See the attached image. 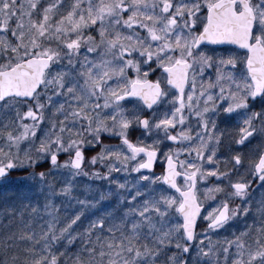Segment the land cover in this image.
<instances>
[{
  "label": "snow or ice",
  "instance_id": "6c2138e0",
  "mask_svg": "<svg viewBox=\"0 0 264 264\" xmlns=\"http://www.w3.org/2000/svg\"><path fill=\"white\" fill-rule=\"evenodd\" d=\"M208 45L246 51L242 58L228 48L209 55L202 50ZM210 70L214 79L205 83ZM0 113L12 116L0 120V185L21 172L27 189L0 196H45L44 209H52L38 233L20 236L31 244L22 255L14 244L0 245V264H69L65 257L78 244L83 251L71 264H212L213 257L220 264V254L225 264L230 257L231 264H264V225L253 235L245 223L220 252L209 239L247 221L248 176L264 188V151L257 150L247 175L240 151L264 133V0H0ZM234 116L244 117L239 139L217 123ZM131 129L146 139L133 142ZM113 138L119 144L104 142ZM61 155L68 157L63 163ZM158 161L160 175L153 171ZM85 164L106 168L90 175L117 191L73 197L82 210L61 220L48 198H68L74 178L89 175ZM121 172L138 177L131 189L127 180H113ZM210 178L216 183L200 192ZM201 196L219 201L206 215ZM236 199L241 204L232 207ZM84 209L93 211L86 217ZM198 222L206 225L199 233ZM105 231L103 243L92 239Z\"/></svg>",
  "mask_w": 264,
  "mask_h": 264
},
{
  "label": "trees",
  "instance_id": "16d2710c",
  "mask_svg": "<svg viewBox=\"0 0 264 264\" xmlns=\"http://www.w3.org/2000/svg\"><path fill=\"white\" fill-rule=\"evenodd\" d=\"M45 127H47V125H45ZM233 132V135L235 136L237 133V125L234 126ZM252 158L253 156L251 158L245 156V163L250 162ZM93 171L95 170H92V172ZM156 171H160V168H156ZM23 175H25V173L13 172L9 179L7 181H4L3 184L0 185V191H13L17 187H20L21 193L26 192L27 189L22 187V182L18 179ZM235 179L237 178L233 177V180ZM248 179L251 181V187L249 189L250 199L248 200L245 206L250 208V215L248 216L247 221L241 219L237 221L232 228H229L224 231L223 236L229 238L230 240L234 239V232L238 234L239 231L245 230L243 228V225L245 223L253 227V235L256 234V229L261 227V225H264V188L260 187L259 183H256L257 180H252L251 176H248ZM74 181V190L71 195L66 199V202L60 201V204L58 206L55 205L56 208L60 209L58 215L61 220L66 215H71L75 211L82 210L77 204L72 203L71 199H73V197H76L80 200H92L93 197L96 196V198L98 199L97 193L101 191L105 193L106 189L108 188L106 181L99 180L93 176H91L90 178H77V180ZM59 188L60 185H57L56 191L58 193ZM35 191L38 192L39 189H35ZM37 199L39 200V204L36 203ZM48 199L51 200V197H49ZM46 202L48 201L45 199V196L22 198V195L18 194L14 199L11 200L0 196V245L5 242L10 246L14 244L13 250L17 255H22L23 250L25 248L31 247V244L29 242L20 240V236L24 233H31L33 231L38 233L41 230V226L45 225L46 223L52 220V216L48 215V211H52V209L46 211L43 207ZM115 202V196L108 197V199L105 201V207L111 210L115 206ZM233 204L236 206L240 205L241 201L236 199ZM32 207H37L38 211L36 213H33ZM127 207V205L122 206L120 208V212L122 213L126 211ZM65 209H67V211H65ZM83 211H85V216L87 217V214H89L88 212L93 210L84 209ZM199 224L200 226L197 229H199L200 231L202 228L205 227V225L203 223ZM87 225L88 219H84L83 228H86ZM83 228L79 230L83 231ZM97 235L101 237L102 243L108 239L106 231L104 233H97L96 235H94L92 237L94 241L96 240ZM9 237H13L14 239L10 240ZM218 237L220 236H216V238ZM215 248L217 252H220L221 246H215ZM2 251L3 249L2 247H0V252ZM61 251H64V249H61ZM82 251L83 246L78 244L77 247L71 249L65 259L69 260V264H71L69 258L72 257L74 254ZM0 258H2V256H0ZM234 258L235 257H233L232 259ZM215 259L216 257L212 259V261H214ZM218 259L220 261V264H225V257L223 258L222 254L218 256ZM228 264H231V257L229 258Z\"/></svg>",
  "mask_w": 264,
  "mask_h": 264
},
{
  "label": "rangeland",
  "instance_id": "374dc122",
  "mask_svg": "<svg viewBox=\"0 0 264 264\" xmlns=\"http://www.w3.org/2000/svg\"><path fill=\"white\" fill-rule=\"evenodd\" d=\"M25 2H26V0H25ZM125 18H126V17H125ZM125 34H127V33H125ZM202 50L208 52L209 55L212 54V52H211L212 49H206V48H203ZM215 50H216V52H217L218 54L224 51V49H223V50L215 49ZM231 51H232L233 54L238 55V56H240L241 58L243 57V55L240 54L238 50H235V49H234V50H231ZM83 56H84V54L81 53V59H83ZM88 59H95V60H98L99 57H92V56H89ZM129 75H134V73H129ZM155 76H156V77H159V76H160L159 72H156V73H155ZM205 77H206V78H205ZM205 77H204V82L207 83L210 77H212V78L214 79V72L211 71V70L208 71V72L206 73ZM49 95H51V93H49ZM63 102H64V101H63V98H61L59 101H57V104H59V103H63ZM51 111H54V109L50 110L48 113L45 114L46 117H48L49 119H51V118H50V117H51ZM49 114H50V115H49ZM10 119H12V116H11V115H9V116H4L2 113H0V120H2L4 123H8ZM60 119H63V117H60ZM26 122H27V123H31V121H26ZM195 124H196V122H194V123L192 124V127H193V128L195 127ZM256 127H257V128L260 127V124H259L258 121L256 122ZM45 130H47V127H45ZM178 130H179V129H178ZM37 134H38V136H42V135H43V132H42V131H38ZM193 135H194V133H193ZM138 137L141 138V139H146V138L143 136L142 133H140V134L136 137V139H137ZM129 139L132 140V138H131L130 135H129ZM136 139L134 140V142L136 141ZM249 139H250L251 143H248L247 146L244 147L241 151H242L243 153L246 152V153L248 154V156H249L248 158H251V157L254 156V155L256 156V153H257V150H258V149L261 150V149L264 148V133H260V132L254 133V138H249ZM106 140H107V139H105V141H104L106 144H119V142H120L119 140H118V141H114V142H107ZM146 142L151 143V140H146ZM99 151H100V149L98 148V151H96L95 153L89 155V157H86V158H87V159H90L92 156L96 155ZM59 159H60V162L63 163L65 160L68 159V157H67L66 155H61V156L59 157ZM181 159H184V157L182 156ZM222 159H223V158H222ZM90 167H91V166H89V165H87V164H85V166H84V171L89 170V171H87V172L89 173V175L85 176V175L81 174L80 176L75 177L74 180H77V178L80 179V178H83V177H84V178H90V177H91L90 173L92 172V169H93V168H99V169H102L104 172L107 171V169H105V170H106V171H105L104 168H102L99 164H97L95 167L89 169ZM85 169H86V170H85ZM247 172H248L247 168H246V169H245V168L241 169V173H244L245 175H247ZM145 174H147V173H145ZM156 175H160V174H157V173H156ZM112 177L114 178L113 180H119L120 182H124L125 180H127V181L129 182L128 186H129L130 189L133 187V184H134V182L136 181V179H138V177L136 176L135 173H132L131 175H127V176H125V174H124L123 172H121V173H119V174H117V173H113V174H112ZM213 179H214V178H213ZM74 180H73V184H74V182H75ZM210 182H212V178H210L209 181H208V183H206V184H205V183H200V184L198 185L200 192H203L207 187H211V186H213V185L215 184V179H214V182H213V183H210ZM233 182H235V180H233ZM106 183H107V182H106ZM256 183H259V181L257 180ZM107 186H109V184H107ZM86 190H87V189H86ZM109 191H113V192L117 191V189H115V185H113L111 188L108 187V188L106 189V192H105V193H107V192H109ZM141 191H145V189H141ZM161 191H162V189L157 188V189H156V192H155V195L158 196L159 193H160ZM101 192H103V191H101ZM166 194L171 195L172 193H166ZM121 195L124 196V197H126L127 199L130 200V196L128 195L127 192H122ZM144 198L147 199L148 197L146 196V197H144ZM200 198H201V200L203 201V205H204V207H205V209H206V211H204V214H205V215L207 214V211H211L212 208L216 207V206H217V203L219 202V201H217V202H213L212 200H204V197H203V196H201ZM66 199H67V198H64V197H60V198L51 197L52 202L54 203V205H57V206L60 204V201L66 202ZM238 200H239V199H238ZM71 201H72V203L77 204L76 200L71 199ZM139 203H142V201H139V200H138V201H137V204H139ZM105 204H106V203H105ZM231 206H232V207H235L234 204H232ZM174 222H175V220H173V223H174ZM202 231H203V230L201 229L199 232H202ZM199 232H198V233H199ZM223 234H224V231H221V232H219L218 234H211V233L209 234V239L212 241V243H213L214 246H226V245H225V241H226V240H230V239L227 238V237H225V236H223ZM216 236H220V237L216 238ZM199 239H203V237H198V239H197V243L199 242ZM230 251H231L232 253H234L236 250H235V248H232ZM222 255H223V254H222ZM214 258H215V257H213L212 259H214ZM223 258H224V255H223ZM232 258H233V257H231V259H232ZM212 264H215V260L212 261Z\"/></svg>",
  "mask_w": 264,
  "mask_h": 264
},
{
  "label": "water",
  "instance_id": "95a60500",
  "mask_svg": "<svg viewBox=\"0 0 264 264\" xmlns=\"http://www.w3.org/2000/svg\"><path fill=\"white\" fill-rule=\"evenodd\" d=\"M210 46H226V45H210ZM231 46H234V47L240 49L237 45H231ZM241 50H243V49H241ZM243 51H246V50H243ZM202 211H203V209H202Z\"/></svg>",
  "mask_w": 264,
  "mask_h": 264
},
{
  "label": "flooded vegetation",
  "instance_id": "af4514ba",
  "mask_svg": "<svg viewBox=\"0 0 264 264\" xmlns=\"http://www.w3.org/2000/svg\"><path fill=\"white\" fill-rule=\"evenodd\" d=\"M161 75V74H160Z\"/></svg>",
  "mask_w": 264,
  "mask_h": 264
}]
</instances>
